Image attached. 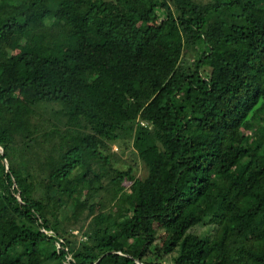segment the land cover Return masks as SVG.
Listing matches in <instances>:
<instances>
[{"label": "trees", "instance_id": "1", "mask_svg": "<svg viewBox=\"0 0 264 264\" xmlns=\"http://www.w3.org/2000/svg\"><path fill=\"white\" fill-rule=\"evenodd\" d=\"M0 148V264H264V0H0Z\"/></svg>", "mask_w": 264, "mask_h": 264}, {"label": "rangeland", "instance_id": "2", "mask_svg": "<svg viewBox=\"0 0 264 264\" xmlns=\"http://www.w3.org/2000/svg\"><path fill=\"white\" fill-rule=\"evenodd\" d=\"M208 66H210L209 62L206 65V69H208ZM112 152L117 156L116 158H111V164L113 167L121 170H127L129 167H132L135 177L142 178L145 176L146 173L141 162L131 154L128 149L122 148V150L119 151L116 146H112ZM93 168V170L99 174H101L103 169L100 165H95ZM119 186L124 189L127 187V184L126 182L120 181ZM204 231H206V229H204ZM208 232H206V234H208ZM166 264H172L170 257H167Z\"/></svg>", "mask_w": 264, "mask_h": 264}, {"label": "built area", "instance_id": "3", "mask_svg": "<svg viewBox=\"0 0 264 264\" xmlns=\"http://www.w3.org/2000/svg\"><path fill=\"white\" fill-rule=\"evenodd\" d=\"M2 153V149L0 148V154ZM67 261H69V257L67 258Z\"/></svg>", "mask_w": 264, "mask_h": 264}, {"label": "water", "instance_id": "4", "mask_svg": "<svg viewBox=\"0 0 264 264\" xmlns=\"http://www.w3.org/2000/svg\"><path fill=\"white\" fill-rule=\"evenodd\" d=\"M97 262H99V260Z\"/></svg>", "mask_w": 264, "mask_h": 264}]
</instances>
